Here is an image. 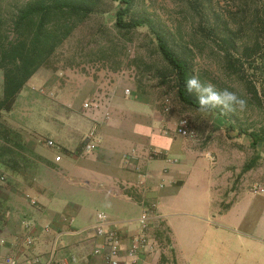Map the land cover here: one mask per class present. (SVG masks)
Listing matches in <instances>:
<instances>
[{
  "label": "crops",
  "instance_id": "obj_1",
  "mask_svg": "<svg viewBox=\"0 0 264 264\" xmlns=\"http://www.w3.org/2000/svg\"><path fill=\"white\" fill-rule=\"evenodd\" d=\"M47 76L38 70L25 85L36 77L35 83L43 85L39 91L43 100H35L38 94L18 96L25 119L21 117L14 126L5 124L6 131L18 135L16 140H0L5 150L0 158L5 179V184L0 183L4 184L0 239L5 241L0 257L29 264L38 256L44 263L53 253L58 264L69 257L75 258L73 264H103L100 256L91 255L100 239L93 230L80 232L91 228L103 214L109 226L119 230L124 251L139 232L137 220L145 215L156 251L135 261L123 257L120 264H264V239L246 233L232 236L226 227L212 228L206 216L176 220L174 217L187 214L162 203L175 199L183 190L180 173L194 153L183 148V156L174 158L156 134L168 123L157 120L154 107L140 99L130 84L123 85V96H115L120 88L117 85L106 94L105 84L100 82L87 84L88 88L80 91L68 81L70 86L65 90ZM126 88L131 91L129 96L124 94ZM80 93L88 98L82 104L97 99V108L76 111L74 103ZM93 125H97L99 144L86 153L84 139ZM43 131L49 134L47 138L40 134ZM47 141L58 145L60 152L48 148ZM204 202L221 213L213 205L210 186L207 198L197 204L203 207ZM231 206L222 214L227 216ZM168 217L174 222L168 223ZM26 224L30 229H24ZM158 227L165 229L162 238L153 235ZM28 236L33 241L29 248L24 245Z\"/></svg>",
  "mask_w": 264,
  "mask_h": 264
},
{
  "label": "rangeland",
  "instance_id": "obj_2",
  "mask_svg": "<svg viewBox=\"0 0 264 264\" xmlns=\"http://www.w3.org/2000/svg\"><path fill=\"white\" fill-rule=\"evenodd\" d=\"M33 1L35 0H0V18L5 21L7 29L17 12ZM88 1L94 6L95 12L72 26L69 35L56 49L47 65L40 69L48 75L46 79L60 83L65 90H68V81H71L80 91L88 88L87 84L100 82L105 84L103 89L106 94H110L107 93L110 92L108 90H113L117 85L120 88L115 96H123V85L128 87L130 84L137 94L140 93V99L154 107L157 120L168 123V127L161 125L156 134L163 138H160L162 145L171 150L174 158L183 156L180 153L183 148L194 153H189L188 162L180 173L179 179L184 183L183 190L175 199L162 202L187 214L174 218L195 220L194 216H206L213 224L212 228L226 227L230 229L232 236L234 233H246L264 239V144L252 147L247 137L250 133H261L264 130V102L261 100L259 105L253 102L243 85L227 73L221 53L209 40L198 34L197 21L187 7L173 0H133L131 17L148 19L156 28L166 32L173 42V48L186 57L192 74L202 83L210 82L218 90L234 91L247 101L243 112L215 107L224 117L213 112L185 108L179 104L172 83L166 78L168 69L151 41L149 31L138 28L130 33L118 32L113 21L118 5L109 0ZM212 6L222 17L235 12L230 0H212ZM2 79L0 71V99ZM36 81L34 77L22 90L19 98L22 94L29 93L35 96L38 94L35 100H43L39 95L43 85L35 83ZM83 94L80 93L75 99L76 111L81 107L83 109L82 101L88 99ZM106 94L105 97L108 98ZM19 98L13 105L12 113L0 115V136L10 142L16 140L18 135L14 137L6 131L5 124L14 126L20 123L21 117L25 119V115L20 112L22 102ZM164 105H168V113L164 111ZM42 117L43 114L40 118ZM180 118L188 120L196 133L197 142L175 134V126ZM40 134L44 138L49 135L44 131ZM1 137L0 140H3ZM247 166L250 169L243 172ZM4 182L5 179H0V183ZM1 186L0 194H3ZM209 186L213 205L219 209L220 214L207 206L206 202L203 207L197 204L201 198H207ZM254 186L260 187L263 193L255 194ZM229 204L232 206L225 216L222 211ZM174 218L168 217V223L174 222ZM163 229L158 227L153 230V235L157 236V231L164 234ZM222 231L225 232L221 229ZM174 244L177 252L176 242ZM180 250H184L182 246ZM4 259L5 255L1 256L0 262Z\"/></svg>",
  "mask_w": 264,
  "mask_h": 264
},
{
  "label": "trees",
  "instance_id": "obj_3",
  "mask_svg": "<svg viewBox=\"0 0 264 264\" xmlns=\"http://www.w3.org/2000/svg\"><path fill=\"white\" fill-rule=\"evenodd\" d=\"M109 1L118 5L113 15L118 32L130 33L138 28L149 31L151 41L166 64V78L171 81L179 104L193 111L213 112L224 117L215 107L199 110L197 96L186 92L185 82L193 76L192 69L186 57L173 48L169 35L148 19L131 17L133 0ZM173 1L187 7L197 21L198 34L219 50L225 70L243 85L252 101L257 105L261 100L264 102V0H230L235 12L227 17L214 10L212 0ZM94 12L88 0H35L17 12L9 29L0 18V71L3 75L0 115L12 110L26 83L47 65L72 26ZM247 137L252 147L264 144V130ZM4 153L2 147L0 158ZM249 169L247 166L243 172ZM162 234L157 231L156 238Z\"/></svg>",
  "mask_w": 264,
  "mask_h": 264
},
{
  "label": "built area",
  "instance_id": "obj_4",
  "mask_svg": "<svg viewBox=\"0 0 264 264\" xmlns=\"http://www.w3.org/2000/svg\"><path fill=\"white\" fill-rule=\"evenodd\" d=\"M124 94L126 96L130 95V90H124ZM109 100V98H108ZM97 99H93V101L83 104V109L89 110L92 108H97ZM164 111L166 113L169 112L168 105H164ZM97 125H93L90 130L87 132L85 141H84V152L89 153L94 151L98 144L99 138L97 134ZM175 134L186 138L192 142H197L196 133L190 127L188 120L185 118H180L175 126ZM46 146L50 149H53L56 152H60V147L54 144L52 141H47ZM56 161L60 160V157L55 158ZM0 179H4L3 173L0 167ZM253 191L255 194L263 193V190L260 187L254 186ZM25 199L29 200L32 205L35 204L33 200H30L28 197ZM155 205L151 206L150 209H154ZM138 226V234L129 240L127 247L122 251V244H121V235L117 228H112L109 226L108 218L103 215L99 214L97 216L96 223L88 229H85L80 232V234H84L89 230H93L95 236L100 239L101 243L96 245L95 248L92 250L91 255L93 257H101L103 264H120L121 258L125 257L129 260L135 261L138 257L142 255H151L156 251V244L154 240L150 236V228L148 219L145 215H142L137 220ZM24 229H30L29 225H23ZM5 241L0 239V246H3ZM24 245L26 247H32L33 241L30 236L24 239ZM54 254L51 253L49 258L43 263L41 259L36 256L32 258L29 264H58L54 259ZM74 257H69V259L61 261L59 264H70L75 263ZM3 264H20L18 260L14 257H6L3 261Z\"/></svg>",
  "mask_w": 264,
  "mask_h": 264
},
{
  "label": "clouds",
  "instance_id": "obj_5",
  "mask_svg": "<svg viewBox=\"0 0 264 264\" xmlns=\"http://www.w3.org/2000/svg\"><path fill=\"white\" fill-rule=\"evenodd\" d=\"M185 90L188 94L197 96L199 110L221 107L227 111H245L247 101L241 95L228 89L218 90L210 82L202 83L195 75L185 82Z\"/></svg>",
  "mask_w": 264,
  "mask_h": 264
}]
</instances>
